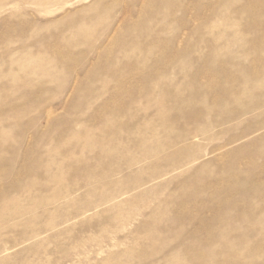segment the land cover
Returning <instances> with one entry per match:
<instances>
[{"label": "rangeland", "instance_id": "obj_1", "mask_svg": "<svg viewBox=\"0 0 264 264\" xmlns=\"http://www.w3.org/2000/svg\"><path fill=\"white\" fill-rule=\"evenodd\" d=\"M263 69L264 0H0V264H264Z\"/></svg>", "mask_w": 264, "mask_h": 264}, {"label": "bare ground", "instance_id": "obj_2", "mask_svg": "<svg viewBox=\"0 0 264 264\" xmlns=\"http://www.w3.org/2000/svg\"><path fill=\"white\" fill-rule=\"evenodd\" d=\"M222 1V0H221ZM228 3V2H227ZM262 9V8H261ZM261 13V12H260ZM253 22V21H252ZM254 23V22H253ZM262 24V23H261ZM230 25V24H229ZM235 36V35H234ZM238 39V38H237ZM214 40V39H213ZM258 49V48H257ZM256 49V50H257ZM262 50V49H261ZM217 53V52H216ZM257 53H259V52H257ZM220 55V54H219ZM220 57V56H219ZM217 60V59H216ZM221 60H223V59H221ZM226 60H228V59H226ZM258 60V59H257ZM199 61V60H198ZM220 61V60H219ZM216 62L214 61V64H215ZM212 64V63H211ZM213 64V65H214ZM217 64V63H216ZM208 65V64H207ZM223 65V64H222ZM227 65V64H226ZM209 67V66H208ZM262 67V66H261ZM214 69V68H213ZM216 69V68H215ZM225 69V68H224ZM226 70V69H225ZM264 70V69H263ZM217 71H219V70H217ZM204 72V71H203ZM222 72V71H221ZM227 72V71H226ZM214 74V73H213ZM222 74H223V72H222ZM221 74V75H222ZM216 75V74H215ZM220 75V74H219ZM226 76V75H225ZM248 77V76H247ZM217 78V77H216ZM252 78V77H251ZM228 79V78H227ZM255 79V78H254ZM216 80V79H215ZM225 80V79H224ZM248 82V81H247ZM194 83V82H193ZM197 84H198V82H197ZM223 84V83H222ZM236 84V83H235ZM235 84H233V85H235ZM257 84V83H256ZM233 85H231V86H233ZM254 85V84H253ZM191 86V85H190ZM258 86H259V84H258ZM232 89V88H231ZM213 90V89H212ZM233 90V89H232ZM223 91H225V89L223 90ZM193 92V91H192ZM195 92V91H194ZM201 92V91H200ZM226 92V91H225ZM207 93V92H206ZM205 94V93H204ZM193 97V96H192ZM197 99V98H196ZM184 103V102H183ZM180 106H182V105H180ZM225 106V105H224ZM177 107V106H176ZM221 108V107H220ZM224 109V108H223ZM258 151V150H257ZM261 153V152H260ZM253 166L254 165H252V168H253ZM249 167H251V166H249ZM232 171V170H231ZM234 171V170H233ZM240 171V170H239ZM253 172V171H252ZM10 174V173H9ZM242 174V173H241ZM247 177V176H246ZM242 181V180H241ZM243 182H244V179H243ZM13 183V182H12ZM246 183V182H245ZM246 185H247V183H246ZM244 188V187H243ZM262 188V187H261ZM260 190V189H259ZM238 191V190H237ZM259 192V191H258ZM195 193V192H194ZM223 193V192H222ZM261 193V192H260ZM262 196V195H261ZM263 197V196H262ZM233 200H234V198H233ZM239 203V202H238ZM237 204V203H236ZM243 204V203H242ZM234 205V204H233ZM241 205V204H240ZM253 205V204H252ZM235 206V205H234ZM240 207V206H239ZM246 207V206H245ZM224 208V207H223ZM234 209V208H233ZM182 210V209H181ZM251 210V209H250ZM229 211V210H228ZM238 211V210H237ZM236 211V212H237ZM248 213V212H247ZM234 214V213H233ZM239 215V214H238ZM220 217V216H219ZM187 222V221H186ZM189 222V221H188ZM221 224V223H220ZM180 226V225H179ZM212 230V229H211ZM154 236V235H153ZM152 239H154V238H152ZM264 252V251H263ZM255 254V253H254ZM257 254V253H256ZM261 254V253H260ZM199 259V258H198ZM172 263V262H171ZM204 263V262H203ZM225 264V263H224Z\"/></svg>", "mask_w": 264, "mask_h": 264}]
</instances>
